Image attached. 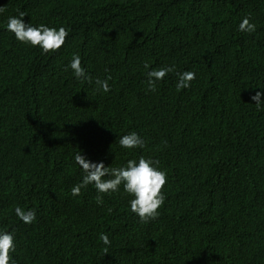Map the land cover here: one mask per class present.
<instances>
[{"label": "trees", "instance_id": "trees-1", "mask_svg": "<svg viewBox=\"0 0 264 264\" xmlns=\"http://www.w3.org/2000/svg\"><path fill=\"white\" fill-rule=\"evenodd\" d=\"M0 264H264V0H0Z\"/></svg>", "mask_w": 264, "mask_h": 264}]
</instances>
